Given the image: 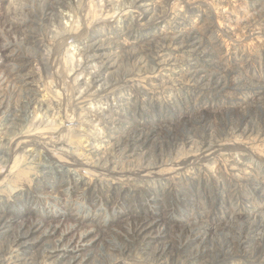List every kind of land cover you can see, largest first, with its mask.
Returning a JSON list of instances; mask_svg holds the SVG:
<instances>
[{"label": "rangeland", "instance_id": "374dc122", "mask_svg": "<svg viewBox=\"0 0 264 264\" xmlns=\"http://www.w3.org/2000/svg\"><path fill=\"white\" fill-rule=\"evenodd\" d=\"M0 264H264V0H0Z\"/></svg>", "mask_w": 264, "mask_h": 264}, {"label": "bare ground", "instance_id": "6f19581e", "mask_svg": "<svg viewBox=\"0 0 264 264\" xmlns=\"http://www.w3.org/2000/svg\"><path fill=\"white\" fill-rule=\"evenodd\" d=\"M23 178H24V176L21 174V175L18 177V180L21 182Z\"/></svg>", "mask_w": 264, "mask_h": 264}]
</instances>
